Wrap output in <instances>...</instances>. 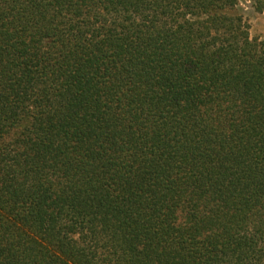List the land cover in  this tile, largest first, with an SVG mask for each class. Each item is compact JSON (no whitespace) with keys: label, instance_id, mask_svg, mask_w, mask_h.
Masks as SVG:
<instances>
[{"label":"trees","instance_id":"obj_1","mask_svg":"<svg viewBox=\"0 0 264 264\" xmlns=\"http://www.w3.org/2000/svg\"><path fill=\"white\" fill-rule=\"evenodd\" d=\"M237 5L0 0V264H264V40Z\"/></svg>","mask_w":264,"mask_h":264},{"label":"rangeland","instance_id":"obj_2","mask_svg":"<svg viewBox=\"0 0 264 264\" xmlns=\"http://www.w3.org/2000/svg\"><path fill=\"white\" fill-rule=\"evenodd\" d=\"M236 10L248 25L250 39L264 40V12L257 11L249 0H238Z\"/></svg>","mask_w":264,"mask_h":264}]
</instances>
